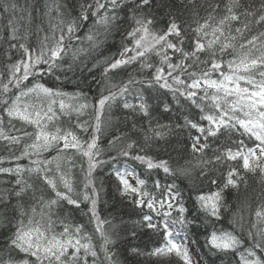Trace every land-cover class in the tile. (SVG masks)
<instances>
[{
	"label": "snow or ice",
	"instance_id": "1",
	"mask_svg": "<svg viewBox=\"0 0 264 264\" xmlns=\"http://www.w3.org/2000/svg\"><path fill=\"white\" fill-rule=\"evenodd\" d=\"M0 8V43L7 45V53L21 56L0 73V141L15 161L14 167L0 166V175L9 178L3 182L8 187L0 190V208L5 210L0 224L6 225L0 232L4 236L0 251L7 257H0V264H89L90 258L92 264H103L84 225L60 219L62 231H57L53 219L55 207L66 203L75 211L83 202H88L89 223H95L103 240L104 260L119 264L109 250L117 240L104 228L110 221L100 218L97 207L103 184L97 186L94 174L106 167L118 181L121 200L127 199L138 217L122 229L127 239L144 236L159 244L147 255L174 254L181 264H193L190 237L194 230L203 229L209 257L231 255L235 264H264V203L247 228L241 218L239 234L235 214L229 221L231 230L224 228L223 217L229 211L225 192L246 181L237 168L215 176L208 167L213 160L220 166L242 160L246 173L264 177V30L257 31L264 29V0H259L258 7L256 0L247 4L244 0H204L203 4L195 0L179 4L175 0H67L54 6L45 3L43 11L37 3L20 6L15 0H3ZM163 9L168 11L158 15ZM201 9L206 17L199 16ZM185 13L191 14L195 27L185 26ZM37 19L40 23L33 33ZM84 28L87 31L81 37ZM33 34L38 38L36 47L31 43ZM116 35L121 37L119 50L105 57L100 49L109 36ZM74 39L86 40L87 47H76ZM153 55L159 57L158 65L149 62ZM225 56L231 58L225 62ZM101 68L96 81L101 92L94 102L82 91L68 93L45 80L48 76L60 81L61 76L67 79V73L77 71L83 76L85 69L91 75L93 69ZM129 69L135 74L119 84L110 83L111 75ZM216 73L219 78L213 79ZM173 110L174 122L169 117ZM85 115L90 119H82ZM161 118L169 123H160ZM65 119L69 127L63 125ZM78 132L87 138L82 140ZM185 132L191 153L198 156L195 166L190 161L173 165L172 157L164 158L158 150L171 148L182 158L189 150L187 142L176 139V144H183L176 148L167 137ZM237 133L247 136L255 148H247L243 139L234 142ZM105 140L107 148L101 147ZM213 144L217 147L212 157L205 159ZM49 150L57 154L42 159ZM69 152L81 159L80 193L74 190L71 172L76 162ZM25 158L27 166L20 163ZM3 162L0 156V165ZM161 172L170 183L161 182ZM205 183L217 190L205 192ZM29 194L33 204L25 199ZM131 251L142 254L135 247Z\"/></svg>",
	"mask_w": 264,
	"mask_h": 264
},
{
	"label": "trees",
	"instance_id": "2",
	"mask_svg": "<svg viewBox=\"0 0 264 264\" xmlns=\"http://www.w3.org/2000/svg\"><path fill=\"white\" fill-rule=\"evenodd\" d=\"M16 3H18L20 6H25L27 3H37L41 7V10L43 11V5L45 3H48L49 5H53L57 2L59 3H66L67 0H15ZM176 3H181V0H175ZM197 4H203L204 0H195ZM211 2H215V0H211ZM225 3H227V0H224ZM250 0H244V3H249ZM3 3V0H0V4ZM256 6H259V0H256ZM223 7V5H221ZM0 11H2V8H0ZM168 11V9H163L161 11H158V15L163 16L164 12ZM35 15V13H34ZM207 12L201 9L199 11V16L201 18L206 17ZM183 19L186 21L185 26L188 27L191 25V27H195L194 19L192 18L190 13H185L183 15ZM6 23V19L4 20ZM201 22L203 20L201 19ZM40 23V20L37 19L34 24L32 25V32L35 33L36 25ZM45 28H47V19L45 18L44 25ZM162 27V26H158ZM264 30V29H257V31ZM87 31V28L82 29L79 32V35L81 37H84L85 33ZM45 35L44 32L40 33V38H43ZM50 35V33H49ZM3 36V32L0 31V37ZM37 36L33 34L31 36V43L33 47L37 46ZM120 41L121 37L116 36H109L107 43L105 45V48L100 49L104 52L105 57H110L113 55V53H117L120 47ZM72 44L76 47H87V41L84 40L83 43H80L76 41L75 39L72 41ZM110 46V47H109ZM7 48V45L0 43V73H3L6 70V65L9 62H15L16 60L20 59L21 56L19 53L13 51L12 53H7L5 49ZM11 55L12 59L9 61L8 56ZM95 55V53H93ZM230 56H225L224 60L225 62L230 59ZM70 59V56H69ZM99 59H103L102 57H99ZM178 59V57H177ZM201 59H204V57H201ZM85 62H87V57L85 58ZM149 62L154 64H159V57H155L154 55L149 58ZM89 68H91V64L88 65ZM139 65H137V68ZM195 70V69H193ZM103 69L101 68L99 72H97L95 69L92 70V74L88 75L87 70H84V75L81 76L79 71H77L76 75H73L71 72L67 73V79H65L64 76H61L60 81H56L54 77H45V80L48 82L49 85H57L62 86V90L68 93H72L75 91H82L90 101L94 102L95 99H99L101 88L98 87L96 81L100 79V75L102 73ZM223 71L227 72V65L225 63V66L223 68ZM128 74H135V71L133 69H129L128 73H121L117 72L114 75H111L110 83L111 84H119L123 80L128 79ZM139 78V76H137ZM213 79L219 78V73H216L212 77ZM104 94H107L106 92ZM200 95H203V93H200ZM163 99V97H162ZM168 100H171V95L167 97ZM174 104V102H173ZM175 107V104H174ZM185 112L188 111V109L185 107L183 109ZM177 113L175 110L169 113V117L172 118V121L174 122L175 117ZM107 116V113H105V117ZM74 119V118H73ZM82 119L88 120L90 119L89 115H85L82 117ZM182 122V121H181ZM160 123L162 124H168L169 120L166 118H161ZM5 125H7V119L5 118ZM63 125L65 127H69V121L65 119L63 121ZM16 127L19 128L20 124L17 123ZM8 131V128L5 129ZM31 131V129H29ZM12 134H17L13 132ZM81 136V139H86V134L79 133ZM108 139H111V137H108ZM167 139L171 140L172 147H182L183 144H176V139H179L180 141H186L189 145V150L186 154H183L182 158L178 156L176 151H172L171 148H168L167 151H164V149H158L162 152L164 155V158H167L168 156L172 157V163L173 165H184L186 161H190L192 166H195L197 164L198 156L193 155L190 150V144L191 141L188 139L187 132H185L183 135L176 137H167ZM241 139L244 140V143L247 148H255V143L253 141L248 140L247 136H241L239 133H237L233 137L234 142H238ZM224 142V138H221L220 143ZM229 146H233L230 144ZM101 147L107 148V140L104 141V143L101 145ZM155 147V146H154ZM217 147L216 144H213L212 147L208 150L207 156L205 159L212 157V150ZM22 148V146H21ZM233 150L235 148L233 147ZM50 153V154H49ZM49 153H44L41 157L42 159H50L51 157L55 156L57 153L56 151L49 150ZM19 150H16V155H19ZM115 155V153H112ZM68 156L72 157L76 162V167L72 169L71 175L74 183V190L77 193L82 192L83 189V173L80 171V165H81V159L78 157V154L74 152L67 153ZM0 156L4 157V162L2 165L3 167H14L15 161H11V159L8 157L7 152L4 150L3 142L0 141ZM20 163L24 166H27L29 164V161L27 158L22 159ZM85 170L87 169V163L86 160L83 162ZM243 161H230L227 164H224L222 166L216 165L215 161L213 160L212 164H209L208 167L215 170V176H219L221 174V171H223L225 174L229 170V167H234L240 170L241 175L244 176L246 183L242 182L239 184L237 188L226 190L225 192V199L227 201V206L229 211L224 215V224L222 225L224 228L231 230L229 221L233 219V214H235V219L237 221V227L236 232L240 233L239 228V222H242L245 224V228L248 227V225L255 221V212L257 208L264 203V177H262L259 173H251V172H245L243 167ZM138 171H142V169H138ZM200 171L199 168H196V173L198 174ZM95 181L97 186L99 187L101 183L103 184L102 191L100 193V198L98 202V213L100 215V218L105 221H110V223L106 224L104 226L105 231L109 232L114 240H117V243L114 247H111L109 250L114 254V259L119 262V264H181V262L178 261V258L172 254L167 256H149L147 253H149L153 248L158 247L159 244L156 243L155 238L149 239L148 237L141 236L137 239H131L128 240L126 237L125 231L122 229L125 225L131 226L132 221L138 219L136 215L133 214L134 209L132 205L129 203L127 199L121 200L119 194L116 192V184L118 181L116 180L115 176L111 174L109 168L104 169H97L96 173L94 174ZM161 182H171V181H165L163 179V173H160ZM9 178L7 176L0 175V190H3L8 187L7 184L3 183L4 181L8 180ZM14 179V178H13ZM24 179L28 180L29 177L27 175L24 176ZM34 180V178H33ZM29 182H32L31 180ZM176 183L179 185L180 181H176ZM185 183H187L185 181ZM183 187V185H181ZM204 191H216V186L209 185L207 183L204 184ZM188 193L185 191V197H187ZM31 194H29L28 197H26V201L28 204H33L34 201L30 199ZM16 202L13 201V204ZM185 203L189 208L192 207V204L190 201L186 199ZM73 206H69L66 203L57 206L53 209L54 216L53 219L57 220V231H61L62 229L59 226V220L63 219L67 223H70L72 225H84L85 231L91 235L92 237V243L95 247V249L98 252L99 260L103 262V264H108L107 261L104 260V253L101 250V245L103 244V240L100 237V234L95 231V223H89V215L87 214L88 211V202H83L82 206L79 210H71ZM62 209V210H61ZM5 210L3 208H0V215L3 214ZM37 211L39 212V207L37 206ZM147 211V209H145ZM194 214V212H193ZM113 225H117L118 227L116 229H113ZM6 227L4 224H0V232L3 231V229ZM217 227H221V225H217ZM195 235L190 237L191 241H194L193 243L189 244V249L191 250L192 257L194 259H198L200 256L204 259L205 264H235L234 258L229 255L227 257H209L208 255V249L204 247L205 245V233L203 229L194 230ZM7 235V233H5ZM4 239V236H0V241ZM126 241V242H125ZM162 243V241H161ZM135 247L137 248L138 252L142 253L141 255H133L131 249ZM0 257L7 258L5 255V252L0 251ZM89 264H92L91 258L89 259Z\"/></svg>",
	"mask_w": 264,
	"mask_h": 264
},
{
	"label": "bare ground",
	"instance_id": "3",
	"mask_svg": "<svg viewBox=\"0 0 264 264\" xmlns=\"http://www.w3.org/2000/svg\"><path fill=\"white\" fill-rule=\"evenodd\" d=\"M189 251L191 253V250L190 249H189ZM197 262H198V264H205V261H204V259L201 256L197 260L193 258V264H197Z\"/></svg>",
	"mask_w": 264,
	"mask_h": 264
},
{
	"label": "rangeland",
	"instance_id": "4",
	"mask_svg": "<svg viewBox=\"0 0 264 264\" xmlns=\"http://www.w3.org/2000/svg\"><path fill=\"white\" fill-rule=\"evenodd\" d=\"M132 182L134 183L135 181L134 180H132ZM61 231H62V229H60Z\"/></svg>",
	"mask_w": 264,
	"mask_h": 264
}]
</instances>
